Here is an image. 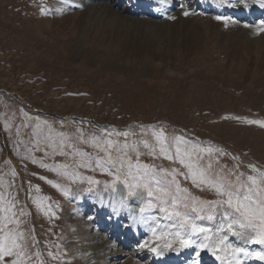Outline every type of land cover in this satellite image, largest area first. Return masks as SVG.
Wrapping results in <instances>:
<instances>
[{"label":"rangeland","instance_id":"obj_1","mask_svg":"<svg viewBox=\"0 0 264 264\" xmlns=\"http://www.w3.org/2000/svg\"><path fill=\"white\" fill-rule=\"evenodd\" d=\"M174 1L178 2L175 8L162 0L159 4L158 0H0V192L18 198V208L27 213L18 219L20 230L27 233L31 229L35 237L28 241L32 256L29 264H91L94 255L87 262L83 257L94 252L88 249L90 245L96 247L97 242L85 222L101 215L104 201L114 213L124 209L112 230L123 225L122 219L127 224L129 215L131 219L136 216L130 212L132 199L140 204L139 211L145 205L146 193H142L143 199L141 195L129 196L122 183L113 185V177L95 165L96 160H106L109 152L113 160L120 157L123 152L117 149H123L124 144L130 145L125 159L133 164L137 153L132 146L140 153L141 164L157 172L177 169L181 173L177 179L187 189L186 203L193 198L199 202L219 199L214 192L185 179V170L178 163L158 154L149 155L141 142L154 144L153 131L163 130L169 138L183 135L197 144L223 149L226 155L212 158L211 173L215 176L220 172L233 184L238 183L240 173L244 174L240 180L255 174L249 165L264 171V127L245 122H264L261 20L245 27V22L231 16L234 7L219 0H205L204 7L202 0ZM102 7L106 12L98 10ZM207 8L224 12L217 16L227 17V24L209 17ZM190 9L196 10L192 18L183 13ZM111 12L126 21L118 22L110 17ZM180 17L186 21L184 25L179 24ZM153 18L158 20L151 26H162L159 33L147 31L150 24L141 21ZM175 18L180 26L172 29ZM179 31L184 32L183 37ZM38 122H42L39 130ZM124 132L129 135H116ZM46 137L57 146L64 139V155H53ZM93 138L104 147V142L111 140L109 152L93 146ZM45 152L49 154L45 156ZM29 155L50 166L67 165L68 172L77 174L76 182L31 163V159H25ZM83 163L89 167H77ZM202 163L206 165L208 158ZM89 179L97 183L90 184ZM47 181L59 185L60 190ZM62 189L69 194L64 195ZM107 194L114 195V200H107ZM42 198L56 218L50 219L36 208L33 200ZM83 208L90 213L86 219H82ZM179 210L196 216L190 208ZM146 213L144 223L139 218L142 233L146 226L145 233L152 235L150 228L156 224L177 231L173 227L176 221L166 219L158 207L146 208L141 216ZM219 222V214L213 222L196 221L209 227ZM107 224L106 229H110V219ZM130 224L132 220L126 226ZM221 235L234 246H239L236 242L246 246L234 233ZM152 240L140 249L149 252L132 256L136 246L125 248L119 236L117 247L128 252L105 259L111 255V247L104 244V253L96 254L103 258L98 264H125L130 258L135 264H146L153 256L152 244L159 242ZM261 248L247 244L249 251ZM243 264L263 261L248 257Z\"/></svg>","mask_w":264,"mask_h":264},{"label":"snow or ice","instance_id":"obj_2","mask_svg":"<svg viewBox=\"0 0 264 264\" xmlns=\"http://www.w3.org/2000/svg\"><path fill=\"white\" fill-rule=\"evenodd\" d=\"M61 2H64V0H61ZM162 2H166V0H162ZM219 2L226 3L229 7L249 6V0H219ZM252 2L258 3L261 8H264V0H252ZM184 15L187 16L189 13L185 11ZM216 19L224 20L227 24V17L217 16ZM233 22L235 23V21ZM247 26L245 25V27ZM259 29L264 31V21L260 22ZM245 122L264 127V122L258 120ZM41 123L36 124L38 130L41 128ZM80 135L82 137L83 133ZM116 135L127 137L129 133H116ZM152 137L155 141L154 144H149L147 141L141 142L143 147L149 150V155L156 156L158 154L164 159L178 163L185 170L183 172L185 179H191L196 187L207 188L209 191L214 192L219 199L199 202L193 198L190 204L186 203L188 200L185 195L187 189L181 187L177 179L181 173L177 169L173 168L171 171L160 169L157 172L154 167L141 164L139 162L140 153L134 146H132V151L137 153V162L133 164L130 160L125 159L127 156L126 150L130 147L128 144H124L123 149H117V151H122L123 154L113 160L109 152L113 142L106 140L104 143L107 147H104L98 139L93 138V146L101 151L109 152L106 160H96L95 165L113 177V185L122 183L128 189L129 196L141 195L143 199L142 193H146L148 200L145 205L140 207L141 213L146 208L158 207L161 212L166 214V219L176 221L173 225L177 228L175 232L169 231L168 226L162 224H156L150 228L154 240L159 241L151 248V251L157 255L162 254L159 251L161 248L177 251L178 249L173 248V244L178 243L181 248L196 249L195 257H199L201 251L207 250L221 264H243V259L248 257H255L259 261H264V171L258 170L254 165H249L251 172L255 174L247 175L246 179L240 180V176L244 175L240 173L237 176L238 183L233 184L226 181L220 172H217L215 176L211 173L212 158L217 155H226L223 149L212 145L197 144L194 141L187 140L183 135H175L169 138L163 130L153 131ZM44 139L47 142V147L52 149L53 155L57 153L64 155V139H61L59 146L52 141L51 137ZM81 142L91 143L89 141ZM39 143L38 140L37 144ZM69 147H72V145H69ZM48 154L45 152V156ZM205 157L208 158L206 165L202 163ZM25 159H31V163L39 165L40 168L54 171L57 175L69 178L73 183L76 182L77 174L68 172L67 165L50 166L41 160L32 158L30 155ZM81 166L89 167L87 163L77 165V167ZM109 166L112 170L109 169ZM12 175L15 176L16 173L12 172ZM40 179L44 180L45 177L41 176ZM88 182L90 184L97 183L91 179ZM47 183L52 184V181H47ZM52 186L60 190L59 185L52 184ZM36 191L39 192L40 189L36 188ZM62 191L66 196L69 194L67 189H62ZM9 196L10 194L6 195L0 192V261H3V264H29L32 256L30 255L28 241H34L35 237L31 229L27 233L20 230L18 217L26 216L27 213L22 207L18 208L16 197L9 198ZM44 199L46 198L33 200V203L39 211L50 219L56 218L51 206H45L43 203ZM120 204L122 207L125 206L123 198ZM181 207L190 208L191 212L196 213V216L192 217L186 212H181L179 210ZM218 214L220 222L215 224L214 227L196 223L197 220L216 221ZM141 222H144V220L142 219ZM237 228L239 231L236 230ZM225 232L234 233L245 243L262 246L261 251H249L246 247L234 246L228 243L227 237L221 235ZM141 246L146 247L148 244L146 242ZM49 256H52V253H49Z\"/></svg>","mask_w":264,"mask_h":264},{"label":"bare ground","instance_id":"obj_3","mask_svg":"<svg viewBox=\"0 0 264 264\" xmlns=\"http://www.w3.org/2000/svg\"><path fill=\"white\" fill-rule=\"evenodd\" d=\"M141 1H143V0H141ZM166 1H167V4L169 5V7L171 6L172 8L175 6V3L177 2V1H174V0H166ZM131 2H133V1H131ZM144 2H145V0H144ZM204 2H205V0H202V7H203ZM89 3H90V1H89ZM94 4H96V3H94ZM94 4H93V6H94ZM158 4H159V0H158ZM104 6H105V4H104ZM129 6H130V4L127 7H129ZM185 7H186V5H185ZM208 9L209 8H207V10ZM98 10H102V11L106 12L105 10H103V7L102 8H98ZM195 11L196 10H194V9H190L188 11L189 15H187L188 18L194 17L192 14H194ZM208 13H210L209 17L215 19L216 18L215 16L222 15V13H224V12H217L214 8H210ZM231 16L234 17L235 21L237 20V21H240V22H245L246 25L247 24L248 25H253V24H256L255 23L256 20L264 21V8H261L258 3H253L252 0H249V6L248 7H243V6L234 7V12L232 13ZM110 17H113L118 22H125L126 21V20L125 21H121L122 19L117 14H115V12L114 13L111 12L110 13ZM174 17H175V15H174ZM206 17H208V16H206ZM178 19H179L178 22H180L179 24L184 25L186 23V21H184L183 18L180 17ZM149 20H147V21L141 20V21L145 22L146 24H150V25L146 26L148 28L147 31H149L152 34H154V33H156V32L161 30V28H162L161 25H158V27H160V28L153 27V26H156L153 23L155 20H151V21H149ZM160 20H161V18H160ZM176 20H177L176 18L172 20V21H174L173 23H171L172 24V29H173V27L176 28V27L180 26V25L177 24ZM131 22H133V21L131 20ZM151 23H153V26H151ZM158 24H160V23H158ZM146 27H145V29H146ZM179 32H180L181 37H183L184 32L183 31H179ZM180 41L181 40H179V42ZM177 42L178 41H176V43ZM178 46H180V45H178ZM112 196H114V195H112ZM112 196L110 194H107L106 195L107 200H108V197L112 198L111 200H114V198ZM134 200L135 199H132V201H131V204L133 206L131 207L130 212H131V214H133L135 212L136 216H134L133 219H131V215H129L128 222L131 223V220H132L133 224H130V226H128V227L126 225L129 224V223H127V224L124 223V221L122 219L123 225H119L117 227V230H112V228L116 229L115 226L118 225L117 220H121L120 219V213H123L124 209L123 208L122 209L119 208L118 213H114V211H115L114 209H109L108 210V206H105V201H104V204H103L102 210H101V215L104 216V218L102 219L101 215H96L98 217L94 216V218L92 220H90L89 222H85L86 225H88V227L90 226V228L92 229V234L94 235L93 238L96 239V242H97V246L96 247H94L93 245H90V247L88 249V250H92L93 249L94 250L93 253L84 254L83 258H85L84 259L85 262H87L88 261L87 259L90 258L93 255L95 257L90 258V263L91 264H98L99 262H102L103 258H100V259L97 258L96 254H97V252H101L100 254L104 253V250L107 249V247L104 244H108L109 245L108 247H111V249L108 250V251L111 252V255L106 256L105 259H116L117 257L122 256L123 253L128 252L127 250L124 251V250H121L120 248L117 247L116 239L119 236H121L122 240L124 241L125 248L129 249V248L133 247V245L136 246V247L132 248V249H134L133 253H131L132 256L138 255V254L140 256V255L144 254L145 252H149V249L143 250V251H140V249H141L142 241H146V242H152L153 241L152 240L153 238L150 237L152 235L145 233V231H146V226L145 225H144L145 226V231H143V233H142L141 228H140V223H139V218H141V220L142 219L144 220L145 218L148 217V215L146 213V214L143 215V217L141 216V212L139 211V207H138L140 204H138V201H134ZM83 210H85V212H83L84 216H83L82 219H86V218H88L90 216V213H88V209L87 208H83ZM111 210H113V211L111 212ZM107 213H109V214H107ZM106 219L107 220L110 219V223H111V224H109V226L111 225V228L109 227L110 229H106L107 225H108ZM94 221H97V222H94ZM151 222H152V220H151ZM124 229H125V231L123 232ZM91 241H92V238H91ZM91 241H90V243H91ZM157 243H159V242H157ZM157 243H153L151 247H154ZM235 244L243 247V244H241L240 242H238V243L236 242ZM247 244L248 243H246V246H245L246 248H247ZM149 245L150 244H148V246ZM173 248L174 249H178V250L177 251H173V250H169V249H164L163 250V248H161V249H159V251L162 253L161 255H157L156 253L151 251L153 253V256L147 261L146 264H151V263H154V264H221V262L216 260L215 256L212 255V253L208 252L207 250L201 251L200 256L199 257H195L196 249H194V248H181V247L177 246L176 244H173ZM95 250H97V251H95ZM169 251H170V253H169ZM85 252H87V251H85ZM142 257H144V256H142ZM194 257H195V261H194ZM245 259H243V261H245ZM125 264H135V263L133 262L132 258H130L129 260H126ZM263 264H264V261H263Z\"/></svg>","mask_w":264,"mask_h":264}]
</instances>
